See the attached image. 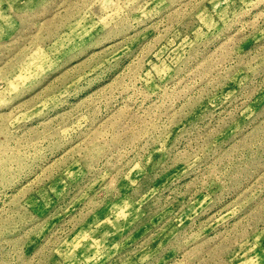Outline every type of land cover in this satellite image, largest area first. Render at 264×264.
<instances>
[{
	"label": "rangeland",
	"instance_id": "rangeland-1",
	"mask_svg": "<svg viewBox=\"0 0 264 264\" xmlns=\"http://www.w3.org/2000/svg\"><path fill=\"white\" fill-rule=\"evenodd\" d=\"M0 264H264V0H0Z\"/></svg>",
	"mask_w": 264,
	"mask_h": 264
}]
</instances>
